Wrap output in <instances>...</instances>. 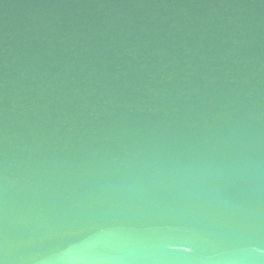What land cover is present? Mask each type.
Instances as JSON below:
<instances>
[{
  "label": "water",
  "instance_id": "1",
  "mask_svg": "<svg viewBox=\"0 0 264 264\" xmlns=\"http://www.w3.org/2000/svg\"><path fill=\"white\" fill-rule=\"evenodd\" d=\"M0 264H264V0H0Z\"/></svg>",
  "mask_w": 264,
  "mask_h": 264
}]
</instances>
